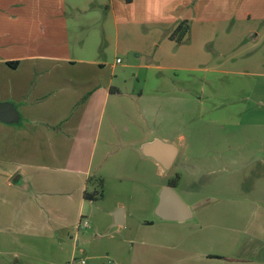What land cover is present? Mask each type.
I'll return each mask as SVG.
<instances>
[{
    "label": "rangeland",
    "instance_id": "1",
    "mask_svg": "<svg viewBox=\"0 0 264 264\" xmlns=\"http://www.w3.org/2000/svg\"><path fill=\"white\" fill-rule=\"evenodd\" d=\"M204 1L216 2L202 0L197 9ZM194 2L183 8L192 10ZM255 11L261 16L241 26L246 42L229 50L225 37L234 32L233 16L215 20L204 44H170V27L154 25L149 35L134 26L125 27L132 33L130 49L115 53L111 32L103 60L116 57L130 67L116 70L122 95L109 99L102 119L86 184L95 196L82 206L75 194L60 199L61 218L71 226L60 264H264V0ZM76 32L72 39L85 36ZM106 45L103 40L94 54ZM185 52L198 59L172 60ZM155 138L179 152L168 170L139 152ZM173 181L192 212L180 224L155 215L161 190ZM47 198L38 194L31 205L40 221L53 215L43 211ZM118 209L123 224L113 225ZM79 221L87 228H78Z\"/></svg>",
    "mask_w": 264,
    "mask_h": 264
},
{
    "label": "crops",
    "instance_id": "2",
    "mask_svg": "<svg viewBox=\"0 0 264 264\" xmlns=\"http://www.w3.org/2000/svg\"><path fill=\"white\" fill-rule=\"evenodd\" d=\"M192 1L0 0V101L13 103L20 115L19 124L0 125V264H60L71 229L61 218L60 199L75 194L80 205L85 199L106 105L122 95L116 70L130 67L116 57L103 60L112 31L115 53L124 52L132 37L125 27L143 26L150 35L154 25L170 27L167 32L188 20L193 28L180 44L197 39L204 44L212 39L215 20L233 16L234 32L225 37L229 50L244 39L241 26L261 16L255 11L259 0L204 1L200 9L202 0H195L192 10L183 8ZM177 9L180 14L173 17ZM70 28L85 36L72 39ZM103 40L102 54H94ZM197 59V53L185 52L172 60L192 64ZM38 194L48 197L43 211L53 213L45 221L31 208Z\"/></svg>",
    "mask_w": 264,
    "mask_h": 264
},
{
    "label": "water",
    "instance_id": "3",
    "mask_svg": "<svg viewBox=\"0 0 264 264\" xmlns=\"http://www.w3.org/2000/svg\"><path fill=\"white\" fill-rule=\"evenodd\" d=\"M19 122L20 115L16 106L10 102H0V123L17 125ZM139 151L143 156L155 161L163 170L170 169L177 155V148L174 145L156 138L142 143ZM155 215L160 220L168 222H184L192 217L190 209L179 199L170 186H165L161 190ZM113 218V225L123 224L121 209L113 213Z\"/></svg>",
    "mask_w": 264,
    "mask_h": 264
},
{
    "label": "trees",
    "instance_id": "4",
    "mask_svg": "<svg viewBox=\"0 0 264 264\" xmlns=\"http://www.w3.org/2000/svg\"><path fill=\"white\" fill-rule=\"evenodd\" d=\"M190 33V22L187 20L180 21L178 25L171 31L169 34V40L174 41L178 44L181 42H185L188 40ZM176 181L174 182H169L167 185L170 187H174ZM84 198L85 199H92L95 195L94 194H87L84 193Z\"/></svg>",
    "mask_w": 264,
    "mask_h": 264
},
{
    "label": "built area",
    "instance_id": "5",
    "mask_svg": "<svg viewBox=\"0 0 264 264\" xmlns=\"http://www.w3.org/2000/svg\"><path fill=\"white\" fill-rule=\"evenodd\" d=\"M120 62V60H117V63H119ZM83 228V229H85V228H87V222L86 221H84L83 223H81V221L79 222V225H78V228ZM71 264H85V262L83 261V260H81V261H79V262H75V261H73Z\"/></svg>",
    "mask_w": 264,
    "mask_h": 264
},
{
    "label": "flooded vegetation",
    "instance_id": "6",
    "mask_svg": "<svg viewBox=\"0 0 264 264\" xmlns=\"http://www.w3.org/2000/svg\"><path fill=\"white\" fill-rule=\"evenodd\" d=\"M168 186V185H167Z\"/></svg>",
    "mask_w": 264,
    "mask_h": 264
}]
</instances>
